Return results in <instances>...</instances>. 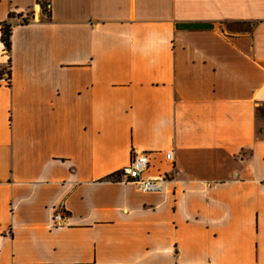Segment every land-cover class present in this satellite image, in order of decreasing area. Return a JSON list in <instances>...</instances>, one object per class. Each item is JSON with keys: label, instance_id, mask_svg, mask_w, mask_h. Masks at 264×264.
Returning <instances> with one entry per match:
<instances>
[{"label": "crops", "instance_id": "1", "mask_svg": "<svg viewBox=\"0 0 264 264\" xmlns=\"http://www.w3.org/2000/svg\"><path fill=\"white\" fill-rule=\"evenodd\" d=\"M51 2L0 0V264H264V0Z\"/></svg>", "mask_w": 264, "mask_h": 264}, {"label": "built area", "instance_id": "2", "mask_svg": "<svg viewBox=\"0 0 264 264\" xmlns=\"http://www.w3.org/2000/svg\"><path fill=\"white\" fill-rule=\"evenodd\" d=\"M38 5L43 7L48 16L50 15L52 10L51 0H38ZM12 14L15 15V18L20 16L19 19L22 24L34 20V18L32 19L25 14ZM3 54L9 57L10 50L4 47ZM0 87L9 89L12 87V70L10 64H0ZM151 155V153L147 152L134 153L130 164L120 172L118 178L114 179V181L123 184H133L138 190L144 193L162 192L167 185L175 183L176 169L174 152H167L165 154V159L172 166V171L158 177H150L146 175L150 169ZM65 221L66 214L64 210H57L54 214V226H63Z\"/></svg>", "mask_w": 264, "mask_h": 264}, {"label": "trees", "instance_id": "3", "mask_svg": "<svg viewBox=\"0 0 264 264\" xmlns=\"http://www.w3.org/2000/svg\"><path fill=\"white\" fill-rule=\"evenodd\" d=\"M9 17H10V19H14L15 15L10 14ZM12 33H13V24L12 23L6 22V23L2 24V42L4 43L6 48H8L9 50H11V47H12V41H11Z\"/></svg>", "mask_w": 264, "mask_h": 264}]
</instances>
